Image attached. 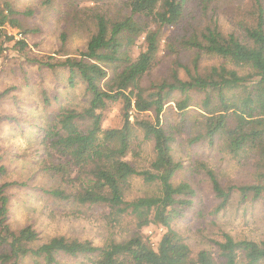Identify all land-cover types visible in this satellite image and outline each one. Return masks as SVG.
<instances>
[{
  "label": "trees",
  "instance_id": "16d2710c",
  "mask_svg": "<svg viewBox=\"0 0 264 264\" xmlns=\"http://www.w3.org/2000/svg\"><path fill=\"white\" fill-rule=\"evenodd\" d=\"M65 1L78 14H88L83 0ZM90 1L96 4L89 8L95 29L84 50L58 61L51 55L36 60L41 68L65 70L69 87L83 83L85 88L82 106L60 105L37 133L41 150L32 164L56 185L34 189L45 197L50 216L99 218L125 236L95 244L64 234L43 238L31 224L15 230L9 222L8 189L31 184L4 181L0 264H74L67 258L79 264H264V237L223 232L214 241L217 252H194L173 226L196 195L188 181L175 182L184 163L175 158L173 144L186 128L194 132L188 134L191 143L221 144L250 167L249 181L223 183L202 164L218 199L214 212L225 210L235 196L241 203L261 202L264 207V0H116L113 14L96 10L101 0ZM44 2L52 6L56 0ZM20 14L12 2L0 7V60L2 26L19 27ZM143 35L147 45L134 55ZM19 42L25 45V40ZM205 56L215 61L205 63ZM167 58L166 70L153 77ZM198 95L202 98L196 100ZM45 97L48 106L51 100ZM116 102L122 103V125L105 127L107 111ZM171 102L178 123L163 118ZM191 106L198 110L194 117ZM133 111H153L155 119L132 121ZM138 132L153 143L154 156L145 168L136 165L142 146ZM8 173L7 164L0 163V178ZM135 178L147 189L130 198ZM150 224L166 229L157 247L142 231Z\"/></svg>",
  "mask_w": 264,
  "mask_h": 264
},
{
  "label": "rangeland",
  "instance_id": "374dc122",
  "mask_svg": "<svg viewBox=\"0 0 264 264\" xmlns=\"http://www.w3.org/2000/svg\"><path fill=\"white\" fill-rule=\"evenodd\" d=\"M45 0H0V7L7 2H12L21 14L20 26L12 27V31H20L21 26L30 31L23 37L7 35V30L2 29L4 38L2 41L3 53L0 60V163L5 162L9 167V173L0 178L4 181L28 180L30 185L15 184L8 189L10 194L9 222L13 229L18 230L26 225H33L40 231L43 238L52 235L64 234L69 237L89 239L95 244H102L111 237L123 239L125 232L113 228L106 221L99 218L87 219L65 217L56 214L50 216L44 206L45 197L34 189L35 185H44L46 188L56 185L49 175L36 171L35 162L40 152V145L36 143V135L45 124L48 115L57 110L60 105H83L84 84L79 83L75 87L66 84V71L61 69L41 68L36 60L47 56H53V61L62 60L68 56L77 55L84 50L91 33L95 29L92 21L93 10L96 7L93 1L83 0V8H88V14H78L65 0H56L49 6ZM119 1V0H117ZM116 0H101L98 2L101 8L96 10L115 12L112 3ZM32 10L31 13H28ZM95 10V11H96ZM81 16L85 21L78 19ZM75 20L80 21L79 26L73 25ZM222 22L229 27L226 19ZM82 24V25H81ZM156 29L152 26V30ZM25 40V45L20 43ZM1 42V41H0ZM147 45L146 35L141 36L135 46L137 55L141 48ZM45 60V59H44ZM47 60V59H46ZM205 63H212L215 58L205 56ZM169 59L153 71L152 76L159 78L168 67ZM51 100L46 106L45 96ZM58 97L56 99L55 97ZM202 95L196 96V100ZM171 104V105H170ZM198 114L196 106H191L190 116ZM175 103L166 105L163 118L172 123H178ZM16 119H10V118ZM131 120L155 119L153 111L137 113L131 112ZM103 125L118 127L122 125V103H114L107 111ZM194 132L182 130L173 144L175 158L181 159L184 168L175 177V182L188 181L196 190L190 207L184 209L182 216L173 221V226L183 234L194 252L207 249L217 252L215 240L222 238L223 232H228L236 238L248 237L261 239L264 237V207L261 202L246 204L239 201L238 196L225 210L215 213L218 199L213 191L209 175L202 164L212 169L223 183L234 181L235 183L247 182L251 179L249 165L243 159H233L232 154L223 148L221 144L209 147L206 143H191L189 135ZM142 143L139 155L136 157V165L139 168L149 166L153 158V143L144 140L141 132H138ZM37 159V158H36ZM25 160L30 161L26 163ZM147 189L140 178L133 180V186L128 192V197L142 195ZM151 243L157 247L160 238L166 232L163 226L150 224L142 229ZM74 258H67L68 262L79 264ZM78 260V259H77Z\"/></svg>",
  "mask_w": 264,
  "mask_h": 264
},
{
  "label": "built area",
  "instance_id": "2783aa9c",
  "mask_svg": "<svg viewBox=\"0 0 264 264\" xmlns=\"http://www.w3.org/2000/svg\"><path fill=\"white\" fill-rule=\"evenodd\" d=\"M0 28H1V26H0ZM2 29H6L7 30V35H9V36H14V37H16V38H18V39H21L22 37H23V33L22 32H20V31H12L9 27H6V25L5 26H2Z\"/></svg>",
  "mask_w": 264,
  "mask_h": 264
}]
</instances>
